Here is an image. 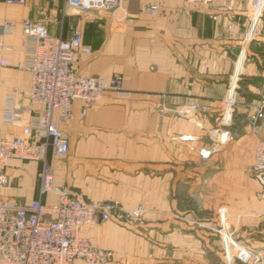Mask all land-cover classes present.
I'll use <instances>...</instances> for the list:
<instances>
[{
  "label": "crops",
  "instance_id": "1",
  "mask_svg": "<svg viewBox=\"0 0 264 264\" xmlns=\"http://www.w3.org/2000/svg\"><path fill=\"white\" fill-rule=\"evenodd\" d=\"M40 14L62 18L49 25L54 35L81 31L91 52L78 54L79 74L118 73L129 93L107 91L84 114L76 99L72 118L58 121L68 151L49 153L54 183L85 199L145 208L140 223L97 222L80 235L113 251L107 264H225V234L264 255V186L246 171L264 139V120L258 133L249 120L264 84V0H123L114 12L67 0H0V23L17 22L12 35L0 36L8 64L0 65V136L21 131L20 123L2 122V109L6 89L29 88V73L16 68L24 59L21 22ZM190 104L199 105L191 118L169 111ZM228 107L232 121L223 126ZM38 170V162L10 158L0 191L29 203Z\"/></svg>",
  "mask_w": 264,
  "mask_h": 264
},
{
  "label": "built area",
  "instance_id": "2",
  "mask_svg": "<svg viewBox=\"0 0 264 264\" xmlns=\"http://www.w3.org/2000/svg\"><path fill=\"white\" fill-rule=\"evenodd\" d=\"M22 3L24 0H6ZM189 3L210 4L212 0H186ZM123 0H67L71 6L82 10H105L114 12L121 8ZM147 9L156 13L158 7ZM259 15L257 12L256 17ZM215 18V16H213ZM52 23L62 24L47 14L36 19L25 18L21 22L23 61L16 66L30 75L26 91L16 87L5 91L2 122L20 123V133L9 137L0 136V190L8 186L4 171L10 158L39 163L36 197L27 204H18L0 191V264H73L82 260L86 264H107L114 260L111 250L93 246L80 230L87 225L113 221L123 224L142 222L145 208L141 205L126 208L114 200L85 199L67 186L54 183V167L49 159L51 152L62 158L68 151V140L58 127V121L72 118V103L82 101V114L100 100L107 91L127 98L122 76L81 75L76 69L80 52L90 53L82 43L78 28L64 38L49 31ZM17 22L6 19L0 23V36L12 35ZM0 65L7 67L5 59ZM0 85L2 83L0 82ZM35 106L41 108L36 109ZM198 104L169 110L183 118H191ZM252 128L258 133L264 120V84L262 95L249 118ZM231 109L225 108L220 115V124L229 126ZM224 135H229L227 130ZM202 154L205 156L206 153ZM264 186V139L257 141L253 161L246 167ZM57 195L56 202H48L45 196ZM224 218L221 217L223 228ZM225 264H264V255L250 246L240 244L231 234L222 237Z\"/></svg>",
  "mask_w": 264,
  "mask_h": 264
},
{
  "label": "rangeland",
  "instance_id": "3",
  "mask_svg": "<svg viewBox=\"0 0 264 264\" xmlns=\"http://www.w3.org/2000/svg\"><path fill=\"white\" fill-rule=\"evenodd\" d=\"M251 175V174H250ZM252 176V175H251ZM253 177V176H252ZM254 178V177H253ZM144 216V215H143ZM221 220V219H220ZM221 222V221H220Z\"/></svg>",
  "mask_w": 264,
  "mask_h": 264
}]
</instances>
